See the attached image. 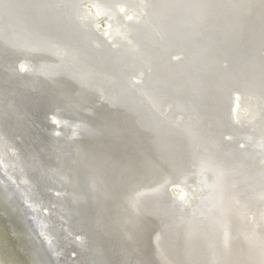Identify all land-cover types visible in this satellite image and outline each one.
Returning a JSON list of instances; mask_svg holds the SVG:
<instances>
[{
	"label": "bare ground",
	"instance_id": "bare-ground-1",
	"mask_svg": "<svg viewBox=\"0 0 264 264\" xmlns=\"http://www.w3.org/2000/svg\"><path fill=\"white\" fill-rule=\"evenodd\" d=\"M28 1L0 0V29L6 31L3 36L0 33V152L2 151L3 154V160L0 157V163L4 162L5 172L10 168L15 169L13 171H16V175L13 174V178L17 182L11 184L23 194H18L14 201L7 197L8 192L10 194V186L5 180L10 182L11 176L4 174L1 167L0 172L4 180L0 178V199L3 201L0 204L3 208L8 206L12 214L16 213L15 221L12 222L15 226L12 230L7 228L5 232L0 224V241L5 247V252L8 253L9 250L8 257L19 264H90L92 261L82 257L75 259L77 262L74 263L70 256L72 243L78 240L79 233L77 232L80 231L84 234L80 235L83 238L81 240L83 244L77 243L76 246L82 248L83 254L87 252L95 260L91 264H185L184 260L179 262L175 259L178 258L175 250L179 252L185 250L187 254H193V264H264V189L257 188L264 184V84H261L264 78V67L257 50L253 52L252 60H249L252 62L250 65L252 67L246 71L252 76L254 83H259L258 85L252 83L254 89H251V92L255 94L256 99L259 98L258 104L263 112L259 113L257 109L254 112L253 110L246 112L245 123L240 124L241 118H236L240 124L238 127L231 125L223 111L225 105L221 101H225L223 99L227 85L223 84L225 87L221 88L220 84L208 82L209 79H193L195 82L201 80L200 84L196 82L195 86L198 88L203 86L205 93L209 89L213 90L207 97L206 104L204 103L206 107L201 115L203 117L206 115L209 121L200 116L198 119L190 120L182 118L183 113L186 114L195 109L201 110V107L197 104L200 101H195L197 103L193 102L194 100L187 101V98L180 94L176 100H167L164 106L166 112L175 115V119H179L181 123L171 122L170 114L165 116L160 104L163 101L162 96L154 100L149 99L145 103L138 101L140 106L137 108L141 111L146 109L145 113L139 114L141 117L137 116L138 110H131L127 105L121 107L117 98L108 101L109 103L104 101L106 97V100L110 99L108 94L112 92L113 86L118 89L123 88L121 76L128 75L129 71L139 76L131 78L134 87H142L140 90L144 92L147 91L142 83L143 79L145 84L147 82L149 85V92L154 87H160L162 92L169 90L170 87L166 81L170 74H178L177 70L180 71L178 75L182 77L194 75L189 74L187 68H197L194 70L198 71L197 77L205 78L216 73L225 75L234 73L232 64L239 60H237L238 55L230 56V49L234 46L231 47L228 42L224 43L226 59L222 61L227 67L221 63L215 65L216 62L211 61L210 58H208V63L207 57L202 54V62L208 63L207 65L203 62L202 67L205 64L204 67L208 68L210 73L200 68L199 63L196 66L192 64L188 66L186 63L177 65L173 71L172 65H169L171 63L166 60L164 62V59L168 57L165 50L169 49V44L179 47L185 43L184 39L177 36L179 29L176 33L174 29L176 27L171 19L187 29L188 33H194L196 30L189 27L191 22L196 24L197 34L193 35L195 38L191 40V46L195 45L197 35H202L204 39L208 34L210 39L207 41L211 40L209 53L214 54L212 47L221 44L219 42L224 39L222 37L224 30L227 29V25L233 24L229 22L230 17L226 15L232 10L229 2L235 0H178V2L157 0V3L155 0H147L148 4L144 2L143 6L141 3L145 10L139 9L140 13L145 11L142 12V17L143 21L146 20V24L142 25L143 21L138 22L142 27H133V31H128L132 39L137 40L131 41L132 43L125 45L121 50H105L96 45L97 38L92 33L90 19L85 21L79 18L81 6L79 7L78 0H63L64 5L69 3V10L59 7L52 0H31L30 3ZM123 1L96 0L94 4L101 7L102 11L114 8L117 3L125 4ZM132 1L134 4L141 2V0ZM134 6L138 7V5ZM247 8L248 5H245V11ZM45 9L50 17L63 18L65 21L69 19L70 23L78 25L85 33L84 38L75 43H68L60 38H52L49 33L45 35L40 25L37 24L48 19ZM50 9L57 15L51 13ZM174 12H176L175 15ZM217 14H220L218 22L214 23ZM137 17L135 18L139 20L140 17ZM20 22H23L24 26L20 25ZM124 28L126 29V25ZM36 29L37 33L34 31ZM121 29H123L122 26ZM155 31L161 40L171 36L164 43L159 40L156 42L151 36ZM263 31L264 29L258 32L257 29L256 35L255 32L252 33L253 37H250L253 38V43L257 44L254 38L264 40ZM139 32H146V37L142 38L144 36L141 35V37ZM179 35L183 34L179 33ZM60 36L63 37V35ZM183 37L187 36L183 35ZM246 42L244 47L247 46ZM187 45L184 46L187 48ZM199 49V53L196 50L198 56L203 51L201 46ZM207 50L203 53H207ZM245 53L246 50L244 55H247ZM195 54L191 56L195 57ZM19 55L38 64L37 70L28 69L26 72L19 70L15 60ZM161 61L162 66H160ZM263 61L264 59L262 63ZM245 63V61L242 63L243 66ZM239 66L241 68V64ZM212 67H215L216 71L214 68V71L210 70ZM60 68L64 70L60 72ZM54 78L58 80L56 85H54ZM155 78L162 80V83H152L156 82ZM50 93L56 94L57 97L51 100ZM78 96L84 98L77 99ZM243 103L244 101L239 102L238 100L235 104L245 111L246 105L244 107ZM254 106L256 107V104ZM251 107L250 109H253ZM122 110L131 111V113L127 116ZM37 112L46 116L56 114L58 118H70L76 113L77 121H80V130L85 126L90 127L94 131L91 138L100 142L97 147L93 141L91 147L89 139L82 137L80 142L76 139L71 141L72 139L68 138L69 140L66 141L65 133L56 136L50 132L56 136L58 145H65L64 154L60 155L59 169L73 154L75 169L71 167L63 182L65 188H68V193L70 192L65 195H70V199H74L72 204L78 207V209L75 207L76 210L63 205V207L59 206L51 209L50 212H45L47 208L44 209V207L47 206L48 198L51 197L47 180L40 178L34 182L30 175L26 174L29 173L30 168L25 159L24 149L26 147L22 149L20 141L25 142L28 123L33 124L31 120L42 124L43 118ZM48 120L51 122V118L48 117ZM26 122H28L27 125ZM154 122L158 128L152 124ZM68 124L70 125L66 129L68 134H72L76 131L75 123L68 122ZM17 127L23 128V131L17 130ZM12 129L20 134L14 135ZM47 130L51 131L50 128ZM154 131L157 133L163 131L166 132L165 134L171 131V140L154 143L150 136V133H153L152 135L157 140V134ZM239 139L240 143L236 145ZM241 144L242 148H240ZM155 145L161 149L160 153L157 152ZM17 160L23 161L27 168L23 164L16 163ZM181 170L182 174H179ZM39 171L41 172L40 168ZM58 171L56 169V175ZM185 173L187 185L186 188L183 187L184 195L186 197L188 194L187 197L191 195L193 198L186 206L188 207L186 211L189 210V212L183 215L180 213L181 219H176L178 221L176 234L173 233L175 231L172 232L173 235H177V239L173 241L174 249L171 248L169 242L171 247L168 243L166 246L160 243L162 246L159 245L155 249V244L162 238V230L159 229L161 233H158L159 227H157L159 209H161L158 205L162 200L164 204L167 203L169 199L165 191L170 187V177H181ZM114 176L116 177L115 184H109ZM219 177L221 184L218 191L207 192ZM242 184L244 187L241 186ZM26 189L29 191L28 195ZM78 192L88 197L75 196L74 193ZM12 202L19 207V214L13 209ZM179 203L176 205L178 206ZM168 205L166 209H169ZM177 206L172 209L177 211L175 209ZM27 209L32 212L33 217L30 213H25ZM0 210L5 217H9L7 209ZM180 210L183 212V209ZM176 215L179 216L177 213ZM76 219L81 222L74 224L73 228L64 223L67 220L77 222ZM164 220L166 222V218ZM164 220L161 217V221ZM18 223H24L26 225L24 228L31 235L25 233L23 228L22 230L16 228ZM43 225L44 228H42ZM76 225H80L81 229L79 230ZM162 225L165 223L163 222ZM225 230H228L226 237ZM9 234L14 235L17 246L13 242L14 237H10L11 241H7ZM59 242L61 244L58 245ZM225 243L226 245L222 246ZM150 252L152 257L156 255V258H151ZM220 252L223 253L218 257ZM77 253L80 254L78 251ZM3 258L6 256L0 249V264H6ZM219 258H222V262ZM13 261L12 264H16ZM188 263L189 261L186 264Z\"/></svg>",
	"mask_w": 264,
	"mask_h": 264
},
{
	"label": "rangeland",
	"instance_id": "rangeland-1",
	"mask_svg": "<svg viewBox=\"0 0 264 264\" xmlns=\"http://www.w3.org/2000/svg\"><path fill=\"white\" fill-rule=\"evenodd\" d=\"M94 1H96V0H78V2H80V5H79V7H80V9H79V14L81 13V15L79 16V18L80 19H85V21H88L89 19H90V21H91V23H90V25L93 27L92 28V30H93V35L94 36H96V38H97V41H96V45L99 47V48H104L105 50L106 49H111V50H114V49H116V50H121L123 47H125V45L127 46V45H129L130 43H132L131 41H133V42H135V40H137V39H132V35L130 36V34L128 33V31H133L132 29H133V27H138V26H141L142 27V25H144V23L146 24V20H144L143 21V13L145 12H143V11H141V13H140V10L141 9H144V7H142V4L141 3H143V6H144V4L146 3V4H148L147 3V0L146 1H144V0H141V2L140 3H138V4H134L133 3V1L132 0H124L123 2L125 3V4H122V3H117L115 6H114V8H112V9H104V10H102L101 11V7H98V6H96L95 4H94ZM130 1H132V2H130ZM175 2H178V0L176 1V0H174ZM247 0H235V1H230L229 2V5L231 6V11H229L228 13H227V15L226 16H229L230 18H229V22H231V23H233V24H231V25H227V29L226 30H224V33H223V35H222V37L224 38L223 39V41H220L219 43H221L219 46H217V45H214L212 48L214 49V54H211V53H209L210 52V47H211V40L210 41H207L208 39H210V38H208V34L207 35H205V34H203V35H205V37H207V38H205L204 37V39H203V37H202V35H197L198 36V39L197 40H195V42H194V44L197 46H195V45H193V46H195V47H193V46H191V41H189L188 42V45H187V48L184 46V44L182 45V46H179V47H175L173 44H169V49L168 50H171V51H168V50H165L166 51V53H167V56L169 57V55L170 54H175V56H173L175 59H179L180 57H182L184 60H186L187 61V59H188V55H187V53H189L190 54V56H191V54L192 55H194L195 53L197 54V56H198V53H199V51H198V49H199V46H201L202 47V49H203V51L204 50H207L206 52L207 53H203V51H202V53L201 54H204L206 57H207V62L209 61L208 60V58H210L211 59V61H215L216 62V64L215 65H219V63L221 62V61H224L225 59H226V52H224V49H226V47L224 46V43L225 42H228L229 44H230V46L231 47H233L234 46V48H232V49H230V56H237V60H239V61H234L233 62V64H232V67L234 66V68H232V70L234 69L235 71H234V73H229V74H224L225 75V79L227 80V77H232V79H228V81H231L232 83L233 82H237L236 84H234V85H230L229 86V84L226 82V83H224V82H221V84H225V85H227V88L225 89V90H227V91H224L226 94H225V97H224V99L223 100H225V101H221V102H223L224 103V105H225V109L223 108V111H224V113L226 114V116L229 118V120H230V122H231V125L233 126V127H238V126H240V124H243V123H245L244 121H246L245 119H244V117L246 116V112H250V111H252L253 110V112H254V110H258V111H260L259 113H261V112H263V110L259 107V98H257L256 99V97H255V94H253L252 92H251V89H254V87H253V84L252 83H254V80H252V76L250 75V74H248L247 73V71L246 70H248L250 67H252V66H250V65H252V62H250L251 60H252V58H253V52H255L256 50H257V52H258V56L260 55V58H261V60L260 59H258V60H260L261 61V64H263V67H264V61H263V63H262V59H264V40L263 41H261L260 39L258 40V39H256L255 40V38H254V41H256L257 42V44L254 42L253 43V32H255V35L257 34L256 32H257V29H258V32H260L262 29H264V0H248V2L249 3H247V5H248V8H247V11H245V5H244V3L246 2ZM52 2L53 3H55V4H57L59 7H61V8H63V9H67V10H69V8H70V6L68 5L69 3H67L66 5H64V3H63V0H55V2H54V0H52ZM145 2V3H144ZM233 3H237L236 5L235 4H233ZM250 4V5H249ZM134 5H138V7H136L135 8V6ZM232 5H234L233 6V8H232ZM257 7V9H256V7ZM129 6V7H128ZM146 6V5H145ZM238 8H237V7ZM253 6V7H252ZM127 7V8H126ZM131 7V8H130ZM235 7V8H234ZM241 7V8H240ZM252 7V8H251ZM71 9H72V7H71ZM136 9V10H135ZM140 9V10H139ZM242 9V10H241ZM110 10V11H109ZM128 10V11H127ZM145 10V9H144ZM176 11V10H175ZM233 11V12H232ZM239 11V12H238ZM88 12H89V14H88ZM124 12H126L127 13V15H126V13H124ZM143 12V13H142ZM141 14V16H140V14ZM243 13V14H242ZM252 13H253V15H252ZM129 14V15H128ZM176 14V12H174V15ZM234 14V15H233ZM248 14V15H247ZM257 14V15H256ZM139 15V16H138ZM244 15V16H243ZM255 15H256V17H255ZM133 16V17H132ZM140 17V18H138L139 20H137L135 17ZM232 16V17H231ZM262 16V17H261ZM234 17V18H233ZM238 17V18H237ZM240 17V18H239ZM242 17V18H241ZM255 17V18H254ZM122 18V19H121ZM260 18V19H259ZM240 19V20H239ZM246 19V20H245ZM255 19V20H254ZM115 22H113V21ZM131 20V21H130ZM134 20H136V21H134ZM141 20V21H140ZM250 20V21H249ZM260 20V21H259ZM262 20H263V22H262ZM121 21V22H120ZM133 21V22H132ZM143 21V22H142ZM171 21H172V23L174 24V27H176V28H174L175 29V32L177 33V31L176 30H180V24H177L176 22L174 23V21L171 19ZM258 21V22H257ZM138 22H142V25H141V23H138ZM131 23H133V24H131ZM137 23V24H136ZM238 23V24H237ZM245 23V24H244ZM131 24V25H130ZM138 24H140V25H138ZM153 24H154V22L153 23H151V25L153 26ZM176 24V25H175ZM118 25H121L122 27H123V29H121V26H118ZM124 25V26H123ZM125 25H126V29L124 28L125 27ZM133 25V26H132ZM225 26V25H224ZM262 26V27H261ZM117 27V28H116ZM177 27H179V28H177ZM256 29H255V28ZM117 29V30H116ZM121 29V30H120ZM261 29V30H260ZM118 30H119V32H118ZM147 30V29H146ZM178 30V33L180 32ZM123 31V32H122ZM245 31V32H244ZM94 32H96V33H94ZM127 32V33H126ZM249 32V33H248ZM177 33V34H178ZM182 32H180V34H181ZM204 33H206L205 31H204ZM141 34L142 33H140L139 32V35L141 36ZM176 34V35H177ZM98 35H100V36H98ZM114 35H115V37H114ZM255 35H254V37H255ZM263 35H264V31H263ZM250 36H252V37H250ZM101 39H103V40H101ZM142 37V36H141ZM140 37V38H141ZM146 36H144V37H142V38H145ZM246 37V38H245ZM115 38V39H114ZM203 40H202V39ZM201 39V40H200ZM158 40V39H157ZM199 40H200V44H199ZM251 40V41H250ZM207 41V42H206ZM234 41L237 43V41H238V43H241V44H239L238 45V43L236 44V43H234ZM244 41V42H243ZM245 41H247L246 43H247V49H246V47H244L245 46ZM61 42V41H60ZM260 42V43H259ZM262 42V43H261ZM63 43V42H62ZM100 43L102 44V45H100ZM189 43H190V45H189ZM202 43V44H201ZM206 43V44H205ZM250 45H249V44ZM254 45H253V44ZM209 44V45H208ZM234 44V45H233ZM252 44V45H251ZM263 46H261V45ZM236 45H238V46H236ZM242 47H241V46ZM166 46H163V48H165ZM174 47V48H173ZM189 47H191V48H189ZM230 47V48H231ZM236 47V48H235ZM257 47V48H256ZM167 48V47H166ZM171 48H173V49H171ZM193 48V49H192ZM242 50H244V48H245V50H246V53L245 54H247V55H250L249 57L247 56V55H244V52H245V50L244 51H242ZM254 50H253V49ZM238 49V50H237ZM263 49V50H262ZM196 50H197V52H196ZM200 50V49H199ZM233 51V52H232ZM234 51H237L238 53H236V52H234ZM240 51H241V53H243V54H241L240 53ZM171 52H174V53H171ZM190 52H192V53H190ZM247 52H250V53H247ZM252 52V53H251ZM262 52V53H261ZM184 53H186V55L184 54ZM234 53V55H231V54H233ZM262 55H261V54ZM169 54V55H168ZM183 54V55H182ZM196 54H195V57H197L196 56ZM211 54V55H210ZM241 54V55H240ZM178 55V56H177ZM22 56V57H21ZM184 56V57H183ZM235 56V57H236ZM244 57L243 59H240L241 57ZM262 56V57H261ZM168 57H165V59H164V62H165V60H166V62H170V61H167L168 60ZM205 57V58H206ZM251 57V58H250ZM218 60H217V59ZM259 58V57H258ZM16 66H17V68L19 69V70H22V71H24V72H26L28 69H30V70H32V67H31V65H30V63H32V61H29V59H26L23 55H19L16 59ZM27 60V61H26ZM176 60V61H177ZM250 60V61H249ZM241 61V62H240ZM244 61L246 62L245 64H244V66H243V64L242 63H244ZM204 62V61H203ZM206 61L204 62V63H206L207 65H208V63H207ZM237 62V63H236ZM238 62H239V64H238ZM171 64H169V65H172L171 67H172V69H173V71H175L174 69H175V67L177 66V65H180L181 64V61H178L177 63L175 62V61H173V62H170ZM232 63V62H231ZM192 65H194V66H196L197 65V63L195 64V63H191ZM200 64V63H199ZM241 64V68H240V66L238 67V65H240ZM174 65V66H173ZM247 65H248V67H247ZM199 66V65H198ZM204 66H205V64H204ZM202 67L201 66V64H200V68H203V69H205V70H208L209 71V69L207 68H205V67ZM247 68H246V67ZM235 67H237V68H235ZM213 68H214V70L216 71V68L215 67H212V68H210V70H212V71H214L213 70ZM239 68V69H238ZM245 68V69H244ZM197 69V68H196ZM238 71V72H237ZM207 72V71H206ZM177 73L179 74L180 73V71L179 70H177ZM208 73V72H207ZM242 74V75H241ZM128 75H131V77L130 78H136V77H139V76H136L135 74H134V72H132V71H129L128 72ZM246 75L248 76V77H246ZM245 78H244V77ZM142 77V76H141ZM241 77V78H240ZM264 77V76H263ZM219 78V81H221V77H218ZM234 78H236V79H234ZM242 79H243V81H244V83H242L243 81H242ZM140 80H141V78H140ZM236 80V81H235ZM143 81H145L144 79H143ZM208 82H209V80H207ZM213 81H214V83H216L217 85L218 84H220V82H218V81H216L214 78H213ZM239 81V82H238ZM197 83H199L200 81L199 80H197L196 81ZM230 82V84H232ZM248 82H250V83H248ZM200 84V83H199ZM245 86H244V85ZM255 85H258L259 83H257V82H255L254 83ZM261 84H264V78L261 80ZM241 87H240V86ZM250 86V87H249ZM201 87V86H200ZM203 87V86H202ZM219 87H221V88H223V87H225V86H223L222 87V85L221 86H219ZM244 89H243V88ZM242 90H243V92H242ZM248 91V92H247ZM205 92V91H204ZM246 92V93H245ZM229 94H230V97H231V101H230V98H229ZM78 95V94H77ZM250 95H252V97H254L253 99L251 98V96ZM244 96V97H243ZM227 97V98H226ZM247 97V98H246ZM84 97H80V96H78L77 97V99H83ZM229 99V100H228ZM250 99H252V100H250ZM255 99H256V101H255ZM208 100V98H202V99H198V100H192L193 102H195V101H200L199 103H197V102H195V103H197L198 105H199V107H201V110H197V109H195L194 111H190V112H188V113H183V117L182 118H184L185 120H190V119H192V118H197L198 119V117L200 116L201 118H205L207 121H209L210 119H208L207 117H206V115H204V117L203 116H201L204 112H203V110H204V108L206 107L205 106V104H206V102L205 101H207ZM235 100V101H234ZM239 100V102H243L244 101V107H245V105H246V107H245V111H244V109H242L241 108V106H239V105H237V104H235L237 101ZM248 100V101H247ZM250 100V101H249ZM254 100V101H253ZM229 101H230V103H229ZM246 101V102H245ZM227 102V103H226ZM250 102H252V103H254V105L256 104V107L252 104H250ZM205 103V104H204ZM246 103V104H245ZM248 104V105H247ZM227 106V107H226ZM252 106V107H251ZM250 107L251 108H253V109H250ZM259 108V109H258ZM248 109V110H247ZM168 114H170V113H168ZM167 114V115H168ZM252 115H253V113H251ZM49 116V118H51V123H53V127H55L56 129H54V128H52L51 129V132H53L56 136H58V134H63L64 133V131L67 133L68 132V130L66 129V127L68 126V125H70V124H68V122L69 123H72V122H70L71 120L73 121V119H69V118H62V117H59L58 118V115H56V114H52V115H48ZM231 117V118H230ZM241 118V120H240V124H238V121H236V118ZM235 118V119H234ZM65 119V120H64ZM56 120V121H55ZM250 120V119H249ZM234 123V124H233ZM62 129V130H61ZM79 132H81V130L80 129H76V131L74 132H72V134H69L73 139L71 140V141H74L75 139L77 140V137L75 138V135H77V133H79ZM80 142H81V140H79ZM238 141V143H236V145L237 144H239L240 143V139L239 140H237ZM242 144H241V146H240V148H242ZM250 147V146H249ZM240 150V149H239ZM241 151V150H240ZM72 156H73V154L67 159V161H66V163H65V165L63 166V167H61V172H62V175L61 176H63L64 178H66V174H67V172L71 169V167H74V169H75V160L74 159H72ZM69 176V175H68ZM67 176V177H68ZM184 176H187L186 175V173L185 174H183V176H181V177H184ZM181 177H178L179 179L178 180H173V179H171V184H170V187H169V191H170V194H171V197H172V199L174 200V205L175 206H177L176 204H178L181 200V205H180V203H179V205L175 208V209H177V214L179 215V216H177L176 214V216L178 217H176L175 215H173V217L171 216L172 215V213H170L171 211H167V213H165L164 215H162V220H164L165 218H166V222H165V220L164 221H161L162 223L164 222L165 223V225H162V223H160L159 224V228H158V233L160 232L161 234H162V238H161V240L159 239V241H157V239H156V241L158 242V243H156L155 244V247L157 248L159 245H161L160 243H162V245L164 246H166V244L169 242L170 244H171V246H170V244H169V246L171 247V248H173L174 249V247L173 246H175V244H174V240H176L177 239V235H173V233L174 234H176V230H177V224H178V221L176 220V219H181V216L183 215V213L184 214H186L185 212H189V210L188 211H186L187 210V208L188 207H186L187 206V204L189 203V201H191L193 198L191 197V195L190 196H188L187 197V195H186V197H187V199H186V197H185V193H184V188H186L185 186L187 185V181H186V178L187 177H184V178H181ZM177 178V177H176ZM253 178H255V177H253ZM53 181H55V179H53V180H50L49 182L47 181V185L49 186V192L51 193V197H50V199L48 198V204H47V206H45L44 207V209L45 208H47V209H45V212H50L51 211V209H55V208H57V207H59V206H61V207H63V203H59V201L61 202L62 201V196L63 195H65V193H68V188H63V187H61L60 189H54V188H56V185L54 186V182ZM63 181V179H61V182ZM220 184H221V180H220V177L219 178H216V181H215V184L207 191V192H214V191H218V189H219V187H220ZM65 185V184H64ZM242 187H244V185L242 184L241 185ZM184 187V188H183ZM242 187H240V188H242ZM263 188L264 189V184L263 185H261V186H258L257 188H259V189H261V188ZM181 196H183L182 198H181ZM187 200V202H186V200ZM177 202V203H176ZM174 206V207H175ZM173 207V208H174ZM183 207V208H182ZM186 209H185V208ZM180 209H183V212H182V210H179ZM185 210V211H184ZM209 210H212V209H210L209 208ZM170 213V214H169ZM182 215H181V214ZM16 214V213H15ZM15 214H13V215H15ZM169 216H171V217H169ZM163 217H164V219H163ZM180 217V218H179ZM175 218V219H174ZM170 220V221H169ZM171 220H173V222L171 221ZM176 221V222H175ZM65 224H68V225H70L72 228L74 227V224H76V223H79V222H72L71 220H67V222L65 221L64 222ZM167 223V224H166ZM166 225H167V227H166ZM176 225V226H175ZM76 227L80 230L81 229V227H80V225H76ZM84 227V226H83ZM166 228V229H165ZM159 229H161L160 231H159ZM175 229V230H174ZM228 230H230V228L228 229ZM228 230H225V237L228 235L227 233H228ZM173 231H175V232H173ZM167 232V233H166ZM173 232V233H172ZM25 233H28L29 235H31L30 233H29V231L25 228ZM77 233H79V236L77 237V241H75V242H73V241H71V242H73L72 243V246H73V248L71 249V253H70V256H71V258H72V261L74 262V263H76L77 261L75 260V259H78V258H80V257H82V258H88V260L89 261H95L94 259H92L91 258V256L86 252L85 254H83L81 251H82V248L81 247H78V246H76L77 245V243H81V244H83L82 242H81V240L83 239L80 235H84L82 232H80V231H78ZM166 233V234H165ZM171 233V234H170ZM173 236V237H172ZM44 238H47L46 236H44ZM174 238V239H173ZM73 240H74V238H72ZM71 239V240H72ZM31 239H29V241H30ZM163 240V241H162ZM70 241V240H69ZM174 241V242H173ZM227 243V242H226ZM226 243L224 244V245H222V246H225L226 245ZM30 244H32V243H30ZM88 244V243H87ZM172 244H174V245H172ZM161 245V246H162ZM87 249H88V247L87 246H85ZM80 253V254H78L77 253V251ZM224 251H227V249L225 250V249H223ZM175 252V254L178 256V258H175V259H177L179 262L181 261V260H184V263L186 264L187 263V261H189V263L188 264H193V254H187V251H185V250H181L180 252H179V250H175L174 251ZM223 252H220L219 254H218V257L222 254ZM198 258V257H197ZM220 259V258H219ZM221 260V262H222V258L220 259ZM76 261V262H75ZM72 262V263H73ZM91 262V263H92ZM90 263V262H89ZM90 263V264H91Z\"/></svg>",
	"mask_w": 264,
	"mask_h": 264
},
{
	"label": "water",
	"instance_id": "water-1",
	"mask_svg": "<svg viewBox=\"0 0 264 264\" xmlns=\"http://www.w3.org/2000/svg\"><path fill=\"white\" fill-rule=\"evenodd\" d=\"M30 1L31 0H29L28 3H30ZM222 1H224V0H222ZM155 2L157 3V0H155ZM247 3H248V1H246L244 3V5H247ZM185 12H186V14H188V11L187 10ZM51 13H53L52 10H51ZM45 14L48 17V19L45 20L44 22L42 21L41 23H37L38 25H40L41 30H42V32L45 35H48L47 33H49L52 36V38H60V39H63L65 41H67L68 43H75L76 41H81L80 39H83L84 38V34L85 33H84L83 29L79 28V26L76 25V24H74V23H70L69 22L70 21L69 19H66V21H65V20H63V18L56 19L54 17H50V14L47 12L46 9H45ZM53 14L54 15H57L55 13H53ZM219 16H220V14H217L215 16L214 23H217L218 22V17ZM10 18H11V16H10ZM19 24L22 25V26H24V23L23 22H20ZM189 27H192V28H194V29L197 30L196 24H194L192 22H191V26H189ZM196 30H194V33H188L187 32V29H184L181 26L180 32H182V34L184 36H187V37H183V35H179L180 32L178 33L177 36L179 38L184 39L185 40L184 45H186V44H188L187 42L189 40L191 41V40H193L195 38L193 35L197 34V31ZM34 31L37 33V29L34 30ZM5 32L6 31L0 29L1 36H3V34H6ZM60 35H63V37H61ZM141 35L142 36H146V32H143ZM154 35H151L152 38H153V40L156 41V42H158V40H159V42H162V43H164L169 38V36H171V35H169L166 38L164 36L165 39L164 40H161V39L158 38L157 31L154 32ZM114 37H115V35H114ZM69 38L71 40H67ZM101 40H103V39H101ZM171 53H174V52H171ZM190 53H192V52H190ZM187 55L189 56V58L187 59V61H184L183 58H179L177 60V59H175L173 57V56H175V54H170L169 57H168V61H170V62L175 61L176 62V60H177V62L178 61H181V64L180 65H183V64L186 63V65L188 64V66H190L191 63H195V64L196 63H200L201 66H202V64H203V62H202V56L203 55L202 54H199L198 57L190 56L189 53H187ZM96 60H97V58H96ZM220 63L224 67H227L225 64L222 63V61ZM30 65H31L33 71L37 70L36 68H38V64H35V63L32 62V63H30ZM104 65H106V64H104ZM160 66H162V61L160 62ZM62 70H64V69L63 68H60V72H62ZM187 70H188V73L189 74H194V75L193 76L182 77V76H179L178 74H176V75L170 74L169 76H172V77H169L168 76V79L166 81L167 82V85L170 87V89L169 90H165V92H162V89L160 87L159 88L158 87H154L149 92L148 91V89H149L148 88L149 87L148 83L146 82V84H145V81H143L142 83L146 87V91H147V92H144L143 90H140V88H142V87H134L135 85H133L134 83L132 82V80L130 78L131 75H126V74L125 75H122L121 76V80H123V81H122L121 85L123 86L124 89L123 88L122 89H118L116 86H113L112 89H111L112 92L108 94V98H110V99L106 100L107 99V97H106V99L104 101H107V103H109L108 101H111L113 98H117V101H118V103L121 104V107L123 105H127V106H129V108L131 110H134V111L135 110H138V113L137 112H134V113L135 114L137 113V116L138 117H141V116H139V114L141 113V115H142V113H145V110L146 109H144V111L139 110L137 108V106H140L139 105L140 103H138V101H142V102L145 103L149 99L154 100L155 98L162 96L161 98L163 99V101H161L160 104H161V107H162V111H163V113L166 116L168 113L165 110V106H164L165 102L167 100H173V99L176 100V99H178L179 98L178 94L182 95L184 98H187L186 100L188 101V100H198V99H202V98H207L211 94V92H213V90L209 89L208 92L205 93L203 91V87L202 86L199 87V88L197 86H195V83L196 82L193 80L194 78H200L201 80H203V79H209L210 82H214L213 81V78H214L216 81L220 82V85H222V86H224V85L221 84V82H224L225 81L224 83L227 82L229 84L231 81H228V79H231L232 78L230 76V77H227V80H226L224 73H220V74L216 73L215 75H211L210 77H208V74H207V77L208 78H205V77H197L196 74H197L198 71H194L196 69L187 68ZM66 71H67V69H66ZM206 71L209 72L208 70H206ZM64 74L67 75L66 72H64ZM62 76H63V73H62ZM62 76L59 75V77H62ZM218 77H221L222 78L221 81H219V78ZM55 78H54V82H55L54 85H56V83H58V80L55 79ZM154 81H156V82H152V83H159L162 80L159 81L157 78H155ZM236 83L237 82H233L232 84H229V85H234ZM177 86H179V87L178 88H175ZM55 95L53 93H50V95H49L50 96V99L51 100L55 99V97H57ZM116 95H117V97H114ZM229 98H230V101H231L230 94H229ZM34 108H37V107H34ZM144 108H146V107H144ZM147 110H149V108H147ZM122 112L125 113L127 116H129V113H131V111H123V110H122ZM37 113H38L39 116H41L43 118L42 124H38V123L34 122V120H31V121H33V124L32 123H28L29 121L26 122V125L28 123V126H27L28 129L26 128V135H25V139H24L25 142L23 143V142L20 141V146L22 147V149L24 147H26L24 149L26 151L25 152L26 153V158L25 157L24 158L26 159V162L28 163V167L30 168L29 169V173H26V174L30 175V177L33 179L34 182H37V180H39L40 178H44L48 182L50 180H52V179H55V181H53V182H54V186L56 185V188H54V189L57 190V189H60L61 187L64 188L65 187L64 182L63 181L61 182V178L64 179V177L61 176L62 175V172L60 170L61 168L60 169L58 168V164H59V167H60V160L59 159H60V155H63L64 154L65 145H63V144L58 145L59 143L55 139L56 136L54 134H52L53 132L50 133L51 131H48L47 130V128H50V129L53 128V125L48 120V117L49 116H46V115H44L41 112H37ZM170 115H171V118H172V119H170L171 122L181 123V122L178 121L179 119L178 120L175 119L176 118L175 115H172V114H170ZM142 117H144V116H142ZM70 118L73 119V122H72V120ZM70 118L69 119L71 120V122L72 123H75V130L76 129H80V127H81L80 124H79L80 121H77L78 115L76 113H74V115L73 116H70ZM149 120H151V119H149ZM81 122L82 123H85V121H81ZM152 124L155 127L158 128V125L156 124V122H154ZM19 129H21L23 131V128L17 127V130H19ZM12 131H13V134L14 135H17L16 133H19L20 134V132H16L15 133L13 129H12ZM170 132L167 133V134H165L166 132H163V131H161V133L160 132L157 133L156 131H154V133L157 134L156 135L157 140H155V136L152 135L153 133H150V136L152 138V141H154V143L155 142L163 143V141H165V140L166 141L167 140L168 141L171 140ZM64 133L66 135V137H65L67 139L66 141L69 140L68 138H70V139H73L74 138V137L72 138L68 134V132L66 133L64 131ZM93 133H94V131L91 130L90 127L85 126V127L82 128L81 134H80V132L77 133V135H75V138L77 137L78 138L77 140H81L82 137L83 138H86V139H89L90 140V143H91V147H92V142L93 141L96 144V146L98 147L100 145V142L98 143V141L96 139H92L91 138V134H93ZM59 147L61 148V151H60V148ZM156 149H157V152H159V153L161 152V151H159L161 149H159L157 146H156ZM181 150H178V151L180 152ZM0 157H1V160H3L2 151L0 152ZM40 159H42V161H40ZM17 162H18V164H21V165L23 164V166L26 167L24 165L23 161L17 160L16 163ZM3 163L4 162H1L0 163V171H1V167L3 168ZM37 166H39V168L41 169V172L39 171V168H37ZM56 169L59 170L57 175H56ZM13 170H15V169H13ZM13 170L11 168H10V170H7L6 172L4 171V168L2 170L4 172V174H6L8 176H11L9 178L10 179V182L7 181V179L5 181L8 182V184L10 186L9 187L10 194L8 192V196L7 197H9L12 201L15 200V197H18V194L23 195L20 192V190H18L16 188V186H14V188H13V185L11 184V183L16 184V182H17V180H15L13 178V174L16 175V173H15L16 171H13ZM179 174H182V170H181V173H179ZM174 175H176V174H174ZM175 177H177V178H175ZM175 177H170V179H172V178H174L173 180H178L179 179L178 176H175ZM0 178L3 179L2 175H1V172H0ZM13 179H14V182H13ZM115 179H116V177L114 176L112 178V182L109 183V184H115L114 183ZM165 192H167V194L169 195V199H168L167 203L165 202V204H164V200H162L159 205L157 204L159 206V208H161V209H159L160 212H159V220H158V223H157V227H159V223H160V220H161L162 215H164L165 213H167V211H171L172 215H175L177 213L176 210L172 209V207H174V204L175 203H174V201H173V199L171 197V194H170L169 189H167V191H165ZM26 193H27V195L29 194L28 189H26ZM68 194H70V192ZM74 194H75V196L76 195H82V197H88L87 195H85L82 192H78V193H74ZM24 196H26V195L24 194ZM49 196H50V194H49ZM62 198H63L62 201L61 202L59 201V203H63L65 206L68 205L70 208L75 209V210H76V208L78 209L77 206H74V204H72V203H74V199L73 200L70 199V195H63ZM0 202L3 203V201L1 199H0ZM12 204H13V202H12ZM167 205H168L169 209H166V206ZM0 209H7V212L9 213V217H5L4 214L1 213V210H0V224H2L3 230L5 231L7 228H11V230H12L13 227L15 226L14 223H12L13 221H15L14 215L9 210L8 206L6 208H3L2 207V204H0ZM13 209L18 214L20 213L19 212V207H16L14 204H13ZM25 213H30L31 216H32V212L30 210L28 211V209L25 211ZM77 222H78V220H77ZM79 222H81V221H79ZM83 222L86 223V221H84V220H83ZM24 226L26 227V225L24 223H18V226L16 228H18L19 230H22V228L25 229ZM44 227L45 226L43 225L42 228H44ZM5 232H7V231H5ZM10 237L13 238L14 235L11 236L9 234L7 236V241H11ZM41 239H42V237H41ZM13 242H14V245L17 246V240H16V238L13 240ZM60 242L58 243V245L61 244ZM42 246H43V243H42ZM0 249H1V251L3 253H5V256H6V258H3L4 259V262L6 264H12V261L13 260H11V258L8 257L10 255L9 254V250L7 248L8 253L5 252V247L1 243V241H0ZM155 249H157V248L155 247ZM149 255H150L151 258H156V255H155V257H152L151 252H150ZM13 262L16 263V264H19V262H15V261H13ZM119 263H120V261H119Z\"/></svg>",
	"mask_w": 264,
	"mask_h": 264
}]
</instances>
